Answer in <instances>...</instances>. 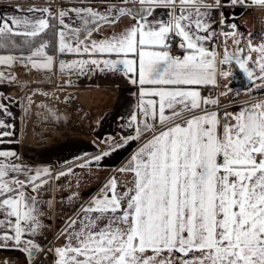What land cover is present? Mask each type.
Here are the masks:
<instances>
[{
  "label": "snow or ice",
  "instance_id": "snow-or-ice-1",
  "mask_svg": "<svg viewBox=\"0 0 264 264\" xmlns=\"http://www.w3.org/2000/svg\"><path fill=\"white\" fill-rule=\"evenodd\" d=\"M252 5L264 8V0H120L103 11L48 5L0 15V49L21 51L0 54V85L15 82L9 71L15 64L54 71L47 39L53 32L55 53L78 57L59 60L62 73H119L139 89L121 125L134 135L109 137L107 150L79 167L99 166L130 142H144L69 219L62 245L48 250L54 264H264V29L254 44L256 34L229 23L226 11ZM124 19L128 24L116 31ZM105 29L111 34L103 35ZM174 46L183 54L173 55ZM237 72L249 97L238 111L222 110L219 99L202 94L220 88L219 97H239V89L223 83ZM13 102L0 92V143L14 134L15 125L3 118L13 116ZM17 158L0 151V250H19L26 264H36L44 251L36 242L44 228L39 193L51 170L11 162ZM72 172L68 167L56 179ZM120 174L131 179L121 182Z\"/></svg>",
  "mask_w": 264,
  "mask_h": 264
},
{
  "label": "crops",
  "instance_id": "crops-1",
  "mask_svg": "<svg viewBox=\"0 0 264 264\" xmlns=\"http://www.w3.org/2000/svg\"><path fill=\"white\" fill-rule=\"evenodd\" d=\"M119 2L76 0L73 6L91 5L103 11L106 4ZM29 3L30 5H27ZM38 3L0 0V15H23L25 14L23 10L38 6L35 5ZM18 7L20 10H17ZM232 9L233 7L226 9L230 14L229 23H237L240 31L245 34L248 32L256 34L253 43L259 44L262 40L261 30L264 29V8L254 5L241 8L235 13L234 21L231 15ZM220 18L221 9H214L212 19L218 21ZM128 22L127 19L122 20L116 31L122 30ZM215 27L217 31L220 30L218 24ZM110 34V31L105 29L103 35ZM94 38L99 39L101 36L97 34ZM228 44L231 46V40ZM54 45L53 33L51 54H54L57 60L54 71H38L25 68L22 64H15L9 69L16 77L15 82L11 85H0V92L14 98V102L9 105L13 116L3 118L7 123L15 125L11 129L13 136L2 138L5 142L0 143V151H15L18 158L21 152L24 156L23 160L19 161L17 158L12 160V163L25 165L33 170L43 168L51 170L50 176L45 177L50 183L39 193L41 200L39 206L44 212L42 217L44 228L42 234L36 238V242L44 251L36 256V264H54L55 252L48 250H54L62 245L65 237L61 233L69 219L93 197L101 193L107 181L117 174L116 169L123 166L144 142L143 140L130 142L126 147L102 160L99 166L92 163L83 168L79 167L80 164L85 163L86 158L90 160L101 150H107L109 137L119 140L122 136L134 135L133 129L121 125L128 120L135 109L139 89L119 73L111 74L98 70L87 75L69 76L66 72L62 73L58 61L78 57L71 54L59 55L55 53ZM217 50L222 51L219 47ZM11 52L16 55L21 54V52ZM24 54L26 55L27 52ZM172 54L182 55L183 52L173 48ZM2 68L3 66H0V69ZM68 80L72 83H66ZM223 83H227L234 90L239 89L240 96L219 97L220 88L203 89L202 94L219 99L222 110L238 111L240 105L249 98L244 92L247 81L237 72L234 80H226ZM252 95L258 97L260 94L254 92ZM28 97H31L32 101L30 106H28ZM39 105L47 107H39ZM25 107L35 111L29 113L28 110L27 115ZM36 118L37 125L34 123ZM68 167H72L73 172L57 180L56 176L61 171L67 172ZM15 178L25 179L24 175ZM126 179L131 177L125 174L119 175L121 182ZM26 260V253L19 250L11 248L0 250V264L3 261H7L8 264H26Z\"/></svg>",
  "mask_w": 264,
  "mask_h": 264
},
{
  "label": "rangeland",
  "instance_id": "rangeland-1",
  "mask_svg": "<svg viewBox=\"0 0 264 264\" xmlns=\"http://www.w3.org/2000/svg\"><path fill=\"white\" fill-rule=\"evenodd\" d=\"M24 1H35V2H39L38 4H35V5H38L39 7H43V6H48V5H51V7L55 10V9H58V8H64V9H68V8H71V7H86V6H73L74 2L76 0H24ZM77 1H82V0H77ZM83 1H89V2H96V1H106V0H83ZM108 1H113V2H118L120 0H108ZM27 5H30L27 4ZM34 5V4H33ZM41 5V6H40ZM30 112L29 113H33L32 111H35V109L33 110L32 108L29 110ZM36 113V112H35ZM25 114L28 115L27 112H25ZM37 121L38 119L36 118L35 120V125H37ZM58 125V123H57ZM74 125V124H73Z\"/></svg>",
  "mask_w": 264,
  "mask_h": 264
},
{
  "label": "trees",
  "instance_id": "trees-1",
  "mask_svg": "<svg viewBox=\"0 0 264 264\" xmlns=\"http://www.w3.org/2000/svg\"><path fill=\"white\" fill-rule=\"evenodd\" d=\"M47 39L53 41V32H49V34H48V36H47ZM16 40H17V43H20V39H19V38H16ZM52 49H53V48H52ZM52 49H51V51H52ZM6 51H16V52H21L20 50H17V49H8V50L0 49V52H6ZM24 52H27V50H25Z\"/></svg>",
  "mask_w": 264,
  "mask_h": 264
},
{
  "label": "water",
  "instance_id": "water-1",
  "mask_svg": "<svg viewBox=\"0 0 264 264\" xmlns=\"http://www.w3.org/2000/svg\"><path fill=\"white\" fill-rule=\"evenodd\" d=\"M240 10H241V8L237 6V7L233 8L231 12L232 13H238Z\"/></svg>",
  "mask_w": 264,
  "mask_h": 264
},
{
  "label": "built area",
  "instance_id": "built-area-1",
  "mask_svg": "<svg viewBox=\"0 0 264 264\" xmlns=\"http://www.w3.org/2000/svg\"><path fill=\"white\" fill-rule=\"evenodd\" d=\"M178 42H179V40L177 39V43H178ZM173 48H177V47L174 46ZM23 157H24V156H23V155L21 154V152H20L18 160H19V161H22V160H23Z\"/></svg>",
  "mask_w": 264,
  "mask_h": 264
}]
</instances>
